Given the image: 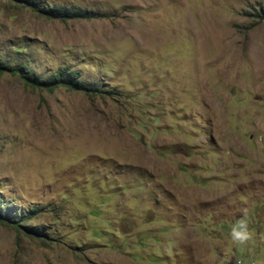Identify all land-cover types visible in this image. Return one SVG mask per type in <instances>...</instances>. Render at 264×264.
<instances>
[{
    "label": "rangeland",
    "instance_id": "1",
    "mask_svg": "<svg viewBox=\"0 0 264 264\" xmlns=\"http://www.w3.org/2000/svg\"><path fill=\"white\" fill-rule=\"evenodd\" d=\"M41 1L97 18L0 0V63L99 92L0 71V264H264V0Z\"/></svg>",
    "mask_w": 264,
    "mask_h": 264
},
{
    "label": "trees",
    "instance_id": "2",
    "mask_svg": "<svg viewBox=\"0 0 264 264\" xmlns=\"http://www.w3.org/2000/svg\"><path fill=\"white\" fill-rule=\"evenodd\" d=\"M17 2L23 4L24 6L30 7L34 11L40 13L41 15L52 19L60 20L63 22H68L71 20H93L97 18L94 13L83 10L81 8H68L61 6H42L41 0H16ZM254 18H258L260 22L264 21V10L257 11ZM0 71H11L14 75H19L27 84L33 87L54 89L57 87H68L71 90L84 92L86 94H95L99 92L97 87L91 86L90 84L84 82L80 74L77 72H71L69 69H60L56 75L50 77H41L39 75L31 74L24 71V67H12L8 68L3 63H0ZM12 207L6 203V201L0 203V221L11 224H18L19 212L13 215L10 214ZM39 210V209H37ZM34 210L33 212H36ZM28 213H31L29 211ZM29 217H24L27 220ZM20 226V224H19ZM28 229V228H27ZM33 233L41 236V231L38 229H30Z\"/></svg>",
    "mask_w": 264,
    "mask_h": 264
},
{
    "label": "clouds",
    "instance_id": "3",
    "mask_svg": "<svg viewBox=\"0 0 264 264\" xmlns=\"http://www.w3.org/2000/svg\"><path fill=\"white\" fill-rule=\"evenodd\" d=\"M253 237V233L250 230L246 214L244 217L239 219L231 229V239L235 244L243 245L246 244Z\"/></svg>",
    "mask_w": 264,
    "mask_h": 264
}]
</instances>
